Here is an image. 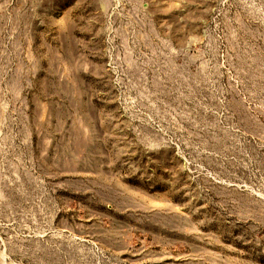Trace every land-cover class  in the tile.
<instances>
[{
	"label": "rangeland",
	"instance_id": "1",
	"mask_svg": "<svg viewBox=\"0 0 264 264\" xmlns=\"http://www.w3.org/2000/svg\"><path fill=\"white\" fill-rule=\"evenodd\" d=\"M0 264H264V0H0Z\"/></svg>",
	"mask_w": 264,
	"mask_h": 264
}]
</instances>
